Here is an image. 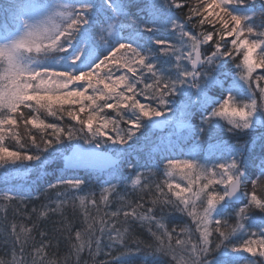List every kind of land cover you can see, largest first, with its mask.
Listing matches in <instances>:
<instances>
[{"label": "snow or ice", "instance_id": "obj_1", "mask_svg": "<svg viewBox=\"0 0 264 264\" xmlns=\"http://www.w3.org/2000/svg\"><path fill=\"white\" fill-rule=\"evenodd\" d=\"M251 5L249 0H84L79 7L60 5L38 23L23 20L22 34L0 44V166L7 171L14 165L12 170L21 174L45 173L49 161L62 159L55 182L46 189L56 190L54 206L48 207L53 213L85 190L81 171L99 173L109 194L122 186L115 181L124 168L131 169L127 178L133 188L142 176L162 174L165 179L154 184L159 196L143 212L138 209L144 204L137 203L130 211L106 215L155 222L164 229L157 215L167 206L192 217L199 232L195 243L177 240L188 254L180 264H264V6L257 11ZM10 7L9 26L18 20L17 8L30 9ZM55 17L63 23H55ZM49 53L65 62L44 63L40 58ZM41 111L54 119H41ZM220 119L227 120L231 134L260 135L230 145L226 156L205 157L202 138L224 127ZM21 127L28 132L27 142L21 141ZM153 129L186 130L179 139L191 141V150L180 156L149 151L141 163L133 153ZM9 138L16 150L5 143ZM169 144L175 151L176 144ZM177 177L186 183L176 182ZM145 188L151 191V183ZM22 198L3 196L6 201ZM89 198L95 205L94 196ZM79 199L83 206L85 197ZM101 200L107 204L108 196L102 194ZM148 231L156 246L137 242L136 252L151 249L174 264L172 235L166 229ZM85 234L75 233L77 257L85 249L99 254L105 235L104 247L119 248L120 256L132 254L127 229L121 232L115 222L101 220L98 229L88 223ZM11 237L16 264V247L23 253L26 240L15 225Z\"/></svg>", "mask_w": 264, "mask_h": 264}, {"label": "trees", "instance_id": "obj_2", "mask_svg": "<svg viewBox=\"0 0 264 264\" xmlns=\"http://www.w3.org/2000/svg\"><path fill=\"white\" fill-rule=\"evenodd\" d=\"M82 3H84V0H0V27H2V31H0V44L10 43L22 34L23 20L27 19L30 23H38L47 20L49 15H52L55 11L59 10L58 6L60 5L79 7ZM189 3L196 4L198 2L196 0H189ZM249 3L254 4L251 5V8H254L257 11L264 6V0H249ZM13 4L20 6L30 5V9L26 10L23 7L17 8L15 13L18 16V20L12 24V26H9L7 24L9 23L8 13L13 12V9L10 7V5ZM54 22L63 23L59 17H55ZM198 31L199 29H197V32ZM76 47H80L79 42H77ZM40 59L43 60L44 63L52 64L54 66L57 65L58 62L60 64L65 62L62 57L55 53H49L46 58L41 57ZM237 59L239 60L241 57L237 56ZM236 78L238 79V76ZM241 102L247 103L248 101L244 100ZM24 111L27 113L30 109H25ZM35 114L36 113H33V115ZM39 115L41 119H45L46 121L54 119L43 111H41ZM193 123L198 124L199 119H196ZM219 123L224 127L214 129L211 135L205 133L202 138L200 151L201 155L205 157L215 159L221 153L226 156L230 145L235 143H248L251 142L254 137H258L260 135L259 131L252 132L250 134H231L226 130L227 127H230L227 120L220 119ZM36 131V129H31V132L33 133ZM169 131H171L174 135L176 134L175 130L170 129ZM19 132L21 141L27 142L28 132L25 131L23 127L19 128ZM182 136H187V133ZM162 137H164V135L154 129L148 131L146 136L142 137L138 141L136 146L137 150L134 151L133 158L138 156L140 158V162L145 163L149 151H152L153 155H157L161 150H166L165 154L180 156L182 153L188 152L192 148L191 141L185 140L180 142V139H176L177 142L176 140H171L172 143L176 144V150L173 151L171 145L169 144L170 139ZM5 143L13 146L10 150H16V142L11 138L6 139ZM156 145H159V147H156ZM258 155L259 149L257 148L256 152L253 153V156L255 158ZM49 162H53L54 164L56 162V164H58L57 168L61 165L59 160H52ZM14 167V165H8V170L6 171L4 166H0V228H4V231L7 230L9 232L8 235L11 237V228L13 225L5 218V213L18 210L19 212L16 211L19 214V218L17 220L19 224L18 226L23 227L24 230L31 229V231L18 234L22 240H26V243L24 244L23 253L19 251V245L16 247V264H37L40 260L41 264H104L105 260L112 261L113 256H120L121 253L119 248H113L110 250L104 247V245L108 243L106 235L103 238L99 254H96L95 252L89 254L87 249H85L80 256L77 257L73 247V245L79 243L75 239V233L77 231H80L82 235H86L85 229L87 224L92 223L93 228L98 229L100 227L101 220H105L109 224L115 222L117 228H119L121 232H124L125 229H127L126 235L127 237H130L127 239V243L132 249V254L120 256L117 260L113 261V264H133V262L134 264H167V261L171 260V257H165L160 254L153 255L151 249L136 252L137 242H142L141 247L148 244H151L153 247L156 246L157 242L149 233V227L152 228V231L157 232L158 234H162L166 229L172 235L173 239L171 243L177 251V261L174 262V264H180L181 260L188 259V254L184 251L182 246L177 244V240H191L195 243L197 237L199 236V232L196 231V223L193 221L192 217L187 216L185 213L172 212L167 206H165L164 213L158 215L155 212L153 213V215H157V219L161 220L164 224V229L157 228L153 222L149 224L147 221L141 222L139 220H133L132 218L125 219L122 215L119 217L106 215V213L110 214L117 211H130L131 206H135L137 203L144 204V209H138V212H143L150 206L151 201L159 196V193H155L154 184L162 182L165 179L162 174L155 175L154 177H148L147 179L142 176L141 185L133 188L127 178V173L130 172L131 169L124 168V175L120 180L115 181L118 185H122L117 188V192L119 193L118 195L117 192L110 194L103 192V189L109 185L103 184V180L99 173L80 172L78 174L82 178L86 179L85 190L77 193L75 198H70L67 203L61 206L60 211L53 213L48 211V207L54 206L52 202L57 199L56 190H46L47 187L43 184L34 183L32 186H39H33L37 189L35 191V195L33 197L23 196L21 194L23 190L14 184H16L17 180H19V183L30 181L32 176L30 179L27 177L30 173L34 174V172L31 171L23 174L16 173L12 170ZM153 172H156L155 168H153ZM104 177L110 179V177H107L106 173H104ZM176 182H179L182 185L186 183V181L181 180L179 177L176 178ZM203 182L204 181L201 180V183ZM148 183H151L152 190L149 191L145 188L142 191L141 189L143 186ZM166 190L167 189H165V191ZM249 191H251V186H249ZM257 192L260 194L261 189L257 188ZM6 193L8 195H13L14 193L20 194L23 198L12 201L15 205L14 206L11 201L3 199V196ZM90 194L94 196L96 200L95 205L91 203V199L89 198ZM102 194L108 196L107 204L101 200ZM80 197H85V204L83 206L80 204ZM121 197H123V199H121ZM4 204L11 205V208L14 209L4 206ZM32 209H36V212L34 213ZM45 212H47V215L44 214ZM77 215L81 217V224L79 225L78 230L73 229V224L75 223ZM82 221L84 223H82ZM229 223L234 224L235 220H230ZM209 227H212V225H209ZM250 227L252 230H256V223L252 222ZM184 229H188V231H184ZM143 230L147 234L143 232ZM41 232H44L45 235L41 236ZM6 237L7 234L5 233L4 238L6 239ZM4 238H2V242L0 238V243H2L0 261H3L5 264L8 259H11L10 264H12V245L11 243L6 244ZM213 238H215V234L213 235ZM109 251L112 252V256L107 255ZM241 255L247 256L249 254L242 253Z\"/></svg>", "mask_w": 264, "mask_h": 264}, {"label": "bare ground", "instance_id": "obj_3", "mask_svg": "<svg viewBox=\"0 0 264 264\" xmlns=\"http://www.w3.org/2000/svg\"><path fill=\"white\" fill-rule=\"evenodd\" d=\"M170 129H164V130H162L160 133H162L163 135H164V137H162V138H169L170 140H176V139H179L182 135H183V133H187V131L186 130H184L183 131V133L181 134V133H179V132H177L176 130H175V132H176V134L174 135L171 131H169ZM55 161V160H54ZM59 162L62 164V159H60L59 160ZM57 165L58 164H56V162H55V164L53 163V162H49V164H48V167H47V170H46V172L45 173H38V172H36V171H33L34 172V174H29L28 175V179H30V177L32 176V179H30V181H25V182H21V183H19L18 181L19 180H17L16 181V184H14V185H16L18 188H20L21 190H23V192H21V194L23 195V196H25V197H33L34 195H35V191L37 190L36 188H34L33 186H35V185H33L32 186V184H34V183H41V184H43L45 187H47V185H48V183L49 182H55V180H56V177H57V175H58V173H57ZM81 172H84V171H81ZM92 172H95V171H92ZM84 173H87V172H84ZM35 187H39V186H35ZM44 189V188H43ZM15 195H17V194H13V196H15ZM1 199H2V197H1ZM3 202V201H2ZM12 202V201H11ZM13 203V202H12ZM13 205H14V203H13ZM4 206H8V207H12L11 205H8V204H4ZM15 206V205H14ZM11 209H14V208H11ZM15 210H13V211H11L10 213H5L6 214V219H8V221L12 224V225H15V227H16V233L17 234H23L25 231H24V228L23 227H19L18 225V222H17V220H18V218H19V214H18V210H16V211H18V212H14ZM82 223H84L83 221H82ZM154 224H155V222H153ZM81 224V217L80 216H76V220H75V223L73 224V229H76V230H78V228H79V225ZM4 228H0V238H1V242H2V238H4V234L6 233L7 234V237H6V239L4 238V240H5V242H6V244H9L10 242H8V241H10L11 240V237H10V235H8L9 234V232L7 231V230H3ZM143 232H145L144 230H143ZM146 233V232H145ZM147 234V233H146ZM1 247H2V243H0V251H1ZM41 254V253H40ZM12 255V254H11ZM13 256V255H12ZM11 263V259H8V261L5 263V264H10ZM37 264H41V260L39 261V262H37ZM133 264H134V262H133ZM142 264H144V263H142Z\"/></svg>", "mask_w": 264, "mask_h": 264}, {"label": "rangeland", "instance_id": "obj_4", "mask_svg": "<svg viewBox=\"0 0 264 264\" xmlns=\"http://www.w3.org/2000/svg\"><path fill=\"white\" fill-rule=\"evenodd\" d=\"M197 2H198V0H196ZM173 130V129H172ZM177 132H179V133H183V131H184V129H178V130H176Z\"/></svg>", "mask_w": 264, "mask_h": 264}, {"label": "water", "instance_id": "obj_5", "mask_svg": "<svg viewBox=\"0 0 264 264\" xmlns=\"http://www.w3.org/2000/svg\"><path fill=\"white\" fill-rule=\"evenodd\" d=\"M157 130H161V131H162V130H164V129H157Z\"/></svg>", "mask_w": 264, "mask_h": 264}]
</instances>
